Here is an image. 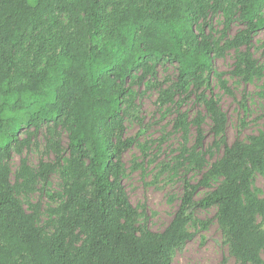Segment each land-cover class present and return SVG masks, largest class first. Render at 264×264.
<instances>
[{
	"label": "trees",
	"instance_id": "1",
	"mask_svg": "<svg viewBox=\"0 0 264 264\" xmlns=\"http://www.w3.org/2000/svg\"><path fill=\"white\" fill-rule=\"evenodd\" d=\"M220 14L227 19L216 37ZM62 15L72 32L38 71L20 54L39 42L45 56L40 29L53 18L60 25ZM235 21L242 29L229 36ZM263 29L264 0H0V264H173L176 249L195 237L187 230L194 210L212 207L230 255L239 264H264V199L253 188L255 175L264 176V130L229 143L228 118L211 86L214 60L249 49ZM166 65L175 74L161 79ZM263 71L245 51L233 73L248 79ZM142 85L158 91L162 107L201 103L219 137L214 145L223 146L208 164L205 117L178 115L177 128L195 127L196 142L183 157L202 178L185 180L181 205L161 232L138 224L123 183V158L136 142L127 135L124 104ZM40 133L54 161L33 171L24 158L13 183L14 151L38 145ZM60 168L65 185L54 197L61 203L40 225L39 205L28 212L16 193ZM201 188L210 191L197 200Z\"/></svg>",
	"mask_w": 264,
	"mask_h": 264
},
{
	"label": "rangeland",
	"instance_id": "2",
	"mask_svg": "<svg viewBox=\"0 0 264 264\" xmlns=\"http://www.w3.org/2000/svg\"><path fill=\"white\" fill-rule=\"evenodd\" d=\"M103 2L114 0H102ZM225 14L214 19L216 37L224 31ZM43 26L40 31L46 40V55L40 56L41 43L31 42L20 54L21 58L35 65L36 70L46 69L48 64L56 60L62 46V40L72 29L65 16H59ZM110 24V23H109ZM108 23H104L102 33L107 31ZM242 26L235 21L228 31L233 36ZM105 31V32H104ZM107 33V32H106ZM245 51L249 52L260 65H264V29L258 32L249 49L241 48L229 51L223 58L214 60L211 75V86L221 110L227 115V140L248 141L251 135L264 130V71L262 75L245 79L243 75L233 73L236 61ZM175 68L166 65L159 68V77L173 76ZM134 96L124 104L126 110V127L128 137L136 139L133 147L123 158V183L127 195L136 208L138 224L147 225L152 231H163L172 221L181 205L185 180L197 184L202 172L195 163L184 160V154L196 142V130L191 125L188 132L175 126L178 115L188 113L190 120L198 114L205 117L203 129L205 133L204 150L211 149L207 155L208 164L218 159L223 151L214 144L219 137L210 133L211 119L205 107L195 99L179 106L172 103L162 107L158 102V91L147 90L144 85L133 88ZM23 135V134H22ZM25 137V135H23ZM24 149L22 153L14 151L10 161L12 182H16L24 158L33 171H38L42 161L52 162L54 154L48 152L44 133H40L36 145ZM65 185L62 168L54 171L47 182L37 180L31 189L17 191V198L28 212L32 206L39 205V224L45 225L54 218L53 210L61 203L55 195H61ZM253 188L259 197L264 199V176L256 174ZM210 189L201 188L196 199L209 193ZM217 208L194 210L193 220L187 230L195 234L193 240L176 249L173 264H239L230 255L225 230L216 217Z\"/></svg>",
	"mask_w": 264,
	"mask_h": 264
}]
</instances>
